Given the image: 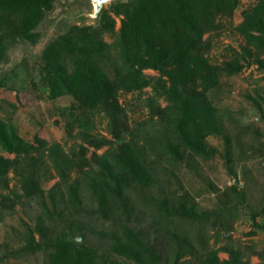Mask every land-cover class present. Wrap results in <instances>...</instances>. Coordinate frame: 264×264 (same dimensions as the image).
I'll return each instance as SVG.
<instances>
[{
  "label": "trees",
  "instance_id": "obj_1",
  "mask_svg": "<svg viewBox=\"0 0 264 264\" xmlns=\"http://www.w3.org/2000/svg\"><path fill=\"white\" fill-rule=\"evenodd\" d=\"M55 1L0 0V68L17 45L39 41L36 30ZM238 6L239 0H116L102 7L91 19L94 23L70 24L46 43L40 74L50 99L71 97L78 111L73 122L78 136L94 149L105 145L109 149L95 160V167L77 153L68 158L54 146L48 155L61 181L44 191L46 142L24 140L10 122L0 118V186L8 187L7 175L12 171L21 183L20 196L40 210L35 231L42 240L32 241L24 252L41 253L43 264H120L114 255L137 264H158L159 254L130 225L136 208L147 211L151 207L148 215L165 245V264H179L188 255L196 258L198 247H205V226L228 230L225 225L236 213L231 206L244 199L236 185L227 188L222 197L230 198L224 197L216 212H199L187 195L172 189L162 195L159 172L164 169L163 156L175 166L215 157L217 150L208 144L209 137L223 139L226 164L232 162L231 137L222 123L224 112L209 94L222 76L241 72L246 56H255V62L264 67V61L257 58L264 55V0H255L242 12L235 30L248 48L230 61L211 63L206 56L211 38L204 35L231 26ZM115 16L120 17L118 29ZM106 33L112 38L110 43L104 40ZM145 70L157 71L159 77H148ZM3 77L0 70V90L5 87ZM148 87L153 92L151 100L162 98L167 103L161 108L150 102L149 121L159 125L154 136L145 128L154 124L130 129L118 102L120 92ZM100 113L108 120L113 141L92 133L94 116ZM238 156L241 160L244 153ZM73 169L80 176L71 182ZM9 199L0 196V221L14 210L15 201L7 204ZM89 237L93 243L86 244ZM229 252L225 261H219L215 251L199 252L197 261L244 264L238 254Z\"/></svg>",
  "mask_w": 264,
  "mask_h": 264
},
{
  "label": "rangeland",
  "instance_id": "obj_2",
  "mask_svg": "<svg viewBox=\"0 0 264 264\" xmlns=\"http://www.w3.org/2000/svg\"><path fill=\"white\" fill-rule=\"evenodd\" d=\"M254 2L255 0H239L231 26L219 30L217 34L204 35V38H211V47L206 55L211 63L222 64L230 61L234 54L242 53V49L247 47L235 27L242 21V12ZM88 5L90 0L55 1L52 10L36 30L40 35L39 41L35 45L30 43L17 45L10 52L8 62L0 68L5 83V87L0 90V118L10 122L24 140L34 143L35 139L39 138L47 144L43 163L47 179H43L41 183L44 191H48L61 181L54 169L53 160L48 155L54 146L59 147L68 158L77 153L95 167H97L95 160L109 149L108 145L94 149L83 141L78 136L77 124H74L78 111L75 109L73 99L67 96L50 99L49 89L41 81L42 49L51 38L64 32L70 24L94 23L90 18L83 20V16L90 10ZM69 14L72 17L67 18ZM75 17L80 20L75 21ZM114 18L115 29H118L120 17ZM103 37L107 43L112 40L108 33ZM249 50L254 52L251 48ZM254 58L255 56L251 58L246 56L245 62H242L241 72L231 77L222 76L218 87L209 94L212 102L224 112L222 123L231 137L232 162L226 164L224 143L220 137L207 138L208 144L217 150V154L206 162L197 159L196 164L187 161V165L182 162L175 166L168 163L166 156L160 160L161 166L165 169L159 172L163 177L162 195L164 191L168 193L171 189L172 192L178 191L179 195H187L191 197L199 212H213L219 208L222 201L230 198L228 195L223 197L222 195L231 185H236L238 193H243L244 196L243 200L231 206L235 208L236 213L225 225H228V230L205 226L203 229L205 247H198L196 258L185 256L179 264H198L199 252L207 254L211 251L216 252L219 261H225L230 257V250L239 255L241 263L264 264V67L259 66ZM257 58L264 61L263 54ZM144 74L153 79L159 77V73L154 70H145ZM153 98L150 87L139 92L118 94V102L125 110L124 120L130 129L142 128L144 124H154L150 127L145 126L154 136L159 125L149 121L150 102L155 101L151 100ZM155 104L162 108L167 103L160 98ZM156 119L155 117L154 121ZM93 121L92 133L113 141L104 114L95 115ZM241 152L244 156L238 160V154ZM1 155L13 158V155L6 153ZM83 169L87 170L88 167L84 166ZM173 174L177 179L172 177ZM69 176L72 182L80 174L73 169ZM7 177L8 187L0 186V196L6 195L10 198L7 204L16 198L12 213L0 221V264H43L41 253L24 252L31 248L32 241L36 243L42 240L41 234L35 231L36 217L40 213L38 205L20 196L22 192L18 176L9 171ZM150 209L151 207H148L147 211H144L136 208L130 225L147 246L159 254L158 264H165L166 248L159 232L152 226L151 217L148 215ZM49 235L54 237L55 233L50 231ZM91 241L93 243L92 238L86 244ZM114 257L120 264H137L120 255Z\"/></svg>",
  "mask_w": 264,
  "mask_h": 264
},
{
  "label": "water",
  "instance_id": "obj_3",
  "mask_svg": "<svg viewBox=\"0 0 264 264\" xmlns=\"http://www.w3.org/2000/svg\"><path fill=\"white\" fill-rule=\"evenodd\" d=\"M116 0H90V10L85 14L84 18L93 19L97 16L102 7L109 5L111 2Z\"/></svg>",
  "mask_w": 264,
  "mask_h": 264
}]
</instances>
